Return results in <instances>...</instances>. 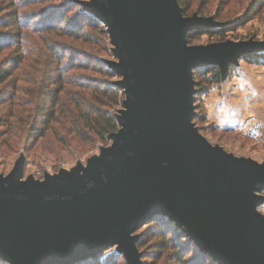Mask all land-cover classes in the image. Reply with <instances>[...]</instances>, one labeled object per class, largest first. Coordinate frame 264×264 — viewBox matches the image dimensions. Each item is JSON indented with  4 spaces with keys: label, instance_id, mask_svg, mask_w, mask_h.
<instances>
[{
    "label": "water",
    "instance_id": "water-1",
    "mask_svg": "<svg viewBox=\"0 0 264 264\" xmlns=\"http://www.w3.org/2000/svg\"><path fill=\"white\" fill-rule=\"evenodd\" d=\"M107 28L121 77V128L100 155L72 172L21 180L24 160L0 174V258L72 264L116 245L142 264L135 230L169 216L218 264H264V161L236 158L195 126L193 70L229 67L264 40L189 44L187 33L221 25L183 15L178 0H84Z\"/></svg>",
    "mask_w": 264,
    "mask_h": 264
},
{
    "label": "trees",
    "instance_id": "trees-1",
    "mask_svg": "<svg viewBox=\"0 0 264 264\" xmlns=\"http://www.w3.org/2000/svg\"><path fill=\"white\" fill-rule=\"evenodd\" d=\"M50 2L56 0H0L3 5L0 7V106L8 103L12 107L10 119L0 120L5 121L8 128L7 145L22 141L29 154V150L47 135L61 139L54 132L58 131L59 124L68 122L69 137L78 142L97 141L106 146L111 134L121 128L113 108L122 105L125 93L117 80H112L121 76L92 54L83 57L86 52L83 48L76 46L83 51L62 48L60 41L66 37L81 40L94 44L101 54L112 55L109 33L104 23L82 7L80 1L66 3L62 0L54 9L43 7L35 13L25 9L29 5L42 6ZM178 2L183 14L187 15L191 0ZM263 4L264 0H250L240 19L234 17L230 19L234 21L221 25L192 29L187 33V41L192 42L203 34L222 36L252 19ZM217 18H222L220 13ZM242 57L248 62H264L261 51ZM53 67L60 68L54 76L51 74ZM24 69L29 73L20 76L19 70ZM80 71L82 73H77ZM193 76L196 77L197 94H202L209 86L202 80L207 79L208 83L221 80L216 64L195 68ZM69 86L77 91L68 92ZM23 122L19 134L18 124ZM143 224L147 227L137 240L143 264L162 259H169L171 264H218L169 216L154 214L136 230ZM142 248H146L144 252ZM111 250H100L72 264H129L122 252L115 250L113 254ZM0 264L9 263L0 258Z\"/></svg>",
    "mask_w": 264,
    "mask_h": 264
},
{
    "label": "rangeland",
    "instance_id": "rangeland-1",
    "mask_svg": "<svg viewBox=\"0 0 264 264\" xmlns=\"http://www.w3.org/2000/svg\"><path fill=\"white\" fill-rule=\"evenodd\" d=\"M61 1L57 2L56 0V2H50L42 6L33 4L25 9L31 13H35L43 7L44 9H54L61 5ZM64 1L66 3L80 1L82 7H84V0ZM249 2L250 0H208V2H204V0H191L189 13L183 15L191 16L198 14L200 16H211L215 20L227 23L234 21L230 20L231 18L235 17L236 19H240L243 17L245 7ZM0 7H3L2 3ZM218 13L221 14V19L217 18ZM251 38L264 40V4L259 8L258 14L244 25L226 31L222 36L203 34L193 39L192 42L188 41V43L197 45L225 40L241 41ZM60 44L63 45L62 48H72L74 49L73 51H83L80 49L83 48L86 51L83 57L90 53L93 58L95 56L96 59L103 60L107 65L108 60L115 59L113 52L112 55L101 54L94 44H89L81 40L68 39L66 37L61 38ZM59 69L53 67L51 74L53 76L56 75ZM28 73L29 70L27 69L19 70L20 76L27 75ZM77 73H82V71ZM193 78L196 79L194 76ZM91 79L93 78L91 77ZM198 79L201 80L202 78L200 77ZM112 80L118 79L115 77ZM202 82L209 86H207L202 94H197L196 92L194 94V97H196L194 101L196 116L193 117V121L199 132L211 145L221 146L227 154H232L236 158L252 159L258 163L263 162L264 62H248L244 57H240L235 64L230 65L225 77L221 75L220 81L208 83L206 79L204 81L202 80ZM76 91L72 86H69L68 92L73 93ZM123 106L122 103V105L120 104L114 107V112L116 111V114L119 113V110ZM11 110L12 107L10 104H1L0 120L4 119L6 121L10 119ZM5 121L0 122V174L5 176L12 171L17 161L22 159L24 160V167L21 180H27L29 177L42 179L47 174L55 175L60 170L72 172L79 164L87 166L89 160L99 156L101 152L100 148L105 146L104 143L97 141L78 142L75 140L76 138L69 137L68 129L70 125L68 122H65L64 124H59L58 131L54 132L61 139L47 135L34 149L31 148L29 150L30 153L27 154L28 152L22 144V141L13 143L12 146L7 145L9 134ZM23 125L24 122L18 124L17 130H19V134L22 133L21 128H23ZM111 141L108 145H110ZM259 194L264 196V188L259 191ZM258 208L264 212V201L260 203ZM146 227L147 225L143 224L134 233L139 237V233L145 230ZM108 249H112L111 252L113 254L115 250L119 251L116 245L105 247L102 251L105 252ZM144 249L146 248H142L143 252ZM140 259L143 264L142 256ZM165 262L171 264L169 259H162L158 262H145L144 264H165ZM119 264L121 263L119 262Z\"/></svg>",
    "mask_w": 264,
    "mask_h": 264
}]
</instances>
